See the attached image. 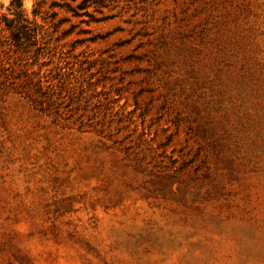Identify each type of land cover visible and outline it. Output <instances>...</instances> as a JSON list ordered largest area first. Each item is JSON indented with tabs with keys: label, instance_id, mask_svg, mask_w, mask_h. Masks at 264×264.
<instances>
[{
	"label": "rangeland",
	"instance_id": "374dc122",
	"mask_svg": "<svg viewBox=\"0 0 264 264\" xmlns=\"http://www.w3.org/2000/svg\"><path fill=\"white\" fill-rule=\"evenodd\" d=\"M23 10L0 0V264H264V0Z\"/></svg>",
	"mask_w": 264,
	"mask_h": 264
},
{
	"label": "trees",
	"instance_id": "16d2710c",
	"mask_svg": "<svg viewBox=\"0 0 264 264\" xmlns=\"http://www.w3.org/2000/svg\"><path fill=\"white\" fill-rule=\"evenodd\" d=\"M78 7L81 9L83 8L81 5H78ZM11 8L13 9L14 13H15V17L18 23H21L19 25H13V21H6L7 22V26H9L10 28H21V27H25L27 25H25V23H23L22 21H27V19L25 18L24 15V10H23V0H11ZM6 20V19H5ZM15 33V32H14Z\"/></svg>",
	"mask_w": 264,
	"mask_h": 264
}]
</instances>
